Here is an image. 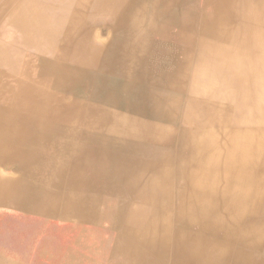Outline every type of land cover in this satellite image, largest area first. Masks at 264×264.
I'll use <instances>...</instances> for the list:
<instances>
[{"label":"bare ground","instance_id":"bare-ground-1","mask_svg":"<svg viewBox=\"0 0 264 264\" xmlns=\"http://www.w3.org/2000/svg\"><path fill=\"white\" fill-rule=\"evenodd\" d=\"M16 217L70 227L39 263L264 264V0H0V264H34Z\"/></svg>","mask_w":264,"mask_h":264},{"label":"rangeland","instance_id":"rangeland-1","mask_svg":"<svg viewBox=\"0 0 264 264\" xmlns=\"http://www.w3.org/2000/svg\"><path fill=\"white\" fill-rule=\"evenodd\" d=\"M99 29V28H98ZM103 31H106L103 29ZM119 133V132H116ZM119 138V136H117ZM20 219L21 222L27 223L28 227L20 228H11V232L9 233L11 236H15V238L19 239L20 242L24 245V247L32 246L35 247V252L32 254L33 258L30 260L34 264H45L39 263L35 258L37 256V250H40L45 247L52 248H60L66 249L70 246V235L68 234L69 226H44V229L41 227L33 226L37 222H40L39 218L36 217H16L18 221ZM68 236V237H67ZM6 250L9 252H14L9 245L4 246Z\"/></svg>","mask_w":264,"mask_h":264}]
</instances>
